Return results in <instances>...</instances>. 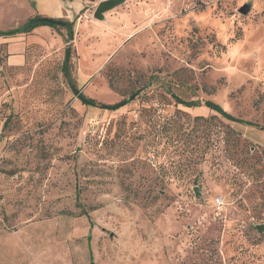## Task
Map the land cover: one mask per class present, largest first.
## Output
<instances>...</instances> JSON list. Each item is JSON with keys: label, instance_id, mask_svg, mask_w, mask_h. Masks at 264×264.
Returning a JSON list of instances; mask_svg holds the SVG:
<instances>
[{"label": "rangeland", "instance_id": "rangeland-1", "mask_svg": "<svg viewBox=\"0 0 264 264\" xmlns=\"http://www.w3.org/2000/svg\"><path fill=\"white\" fill-rule=\"evenodd\" d=\"M116 9L0 51V264H264V0Z\"/></svg>", "mask_w": 264, "mask_h": 264}, {"label": "crops", "instance_id": "crops-1", "mask_svg": "<svg viewBox=\"0 0 264 264\" xmlns=\"http://www.w3.org/2000/svg\"><path fill=\"white\" fill-rule=\"evenodd\" d=\"M95 1L96 4L89 0H0V31L17 28L21 24L22 18L30 19L35 15H40L73 22L74 32L86 31L90 33L98 28L101 29V27L119 31V34H116L118 36L130 32L132 23L123 10L116 9L105 13L101 22L92 18L97 4L105 0ZM61 32L48 26H38L27 34H17L15 37L7 38L0 37V51L5 52L10 65H18L24 62L29 46L45 44L41 35L49 36L50 41L57 43L62 41L59 34ZM104 36L106 37V35Z\"/></svg>", "mask_w": 264, "mask_h": 264}, {"label": "trees", "instance_id": "trees-1", "mask_svg": "<svg viewBox=\"0 0 264 264\" xmlns=\"http://www.w3.org/2000/svg\"><path fill=\"white\" fill-rule=\"evenodd\" d=\"M38 26H48V27H50V28H52L58 32H60V30L63 29L66 32L65 33V41L67 43H69L70 41L73 40V35H74V31H73L74 23L73 22L65 21L62 19H51V18L40 16V15H35L33 18H30L29 20H27L22 25H19L14 30L0 31V37L15 35V34H8V33L15 31V30H19L18 34H27V33L32 32ZM62 72L66 78L68 85L71 87V89L75 88L77 90L75 84L72 82V79L70 77V68H69V64L67 62L63 63ZM78 98L85 105L92 106V107H98V108L102 107L100 104L96 103L94 100L85 97L82 93H79ZM177 101L179 104H182L184 107H187V108H193V107L198 106V103L192 102V101H190V102L182 101V100H177ZM211 105H213V104L207 103V106L212 109ZM223 118H225V117H223ZM195 119L199 120V121H207V119H205L203 117H196ZM225 119L229 120L227 118H225ZM233 121L236 122L237 120H233Z\"/></svg>", "mask_w": 264, "mask_h": 264}, {"label": "water", "instance_id": "water-1", "mask_svg": "<svg viewBox=\"0 0 264 264\" xmlns=\"http://www.w3.org/2000/svg\"><path fill=\"white\" fill-rule=\"evenodd\" d=\"M95 0H89V2H94ZM126 0H105V1H101L97 4L94 13H93V18L95 20L98 21H102L104 19V14L107 13L108 11L112 10L113 8L119 6L120 4H122L123 2H125ZM250 7L248 5H243L239 12L241 14H246L249 12ZM19 30H15L12 31L8 34H18ZM70 58V44L67 45L66 48V53H65V61L68 62ZM73 92L78 96L79 95V91H77L75 88H73ZM133 96H131L129 98L132 99ZM113 108L112 106H103V108ZM212 109L215 110L217 113H219L220 115H222L223 117L229 119V120H234L233 117H231L229 114H227L225 111H223L222 109H220L219 107L215 106V105H211ZM258 230H260L258 228Z\"/></svg>", "mask_w": 264, "mask_h": 264}, {"label": "built area", "instance_id": "built-area-1", "mask_svg": "<svg viewBox=\"0 0 264 264\" xmlns=\"http://www.w3.org/2000/svg\"><path fill=\"white\" fill-rule=\"evenodd\" d=\"M214 204L215 206H219L221 204L220 199H215Z\"/></svg>", "mask_w": 264, "mask_h": 264}]
</instances>
